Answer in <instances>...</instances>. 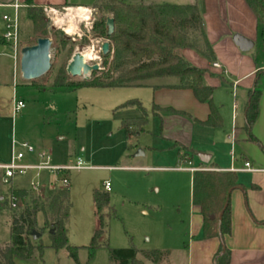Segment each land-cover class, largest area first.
<instances>
[{
  "label": "rangeland",
  "instance_id": "1",
  "mask_svg": "<svg viewBox=\"0 0 264 264\" xmlns=\"http://www.w3.org/2000/svg\"><path fill=\"white\" fill-rule=\"evenodd\" d=\"M128 4H139L135 0H123ZM148 1V0H144ZM69 4L84 5L87 19H77L73 35L66 33L67 10L78 6H55L44 10L47 19L48 38L53 40L51 49V70L36 84L44 89H34L31 83L15 74L16 64L10 59H3L0 78V118L4 121L0 131V165H9L13 156V141L17 143L16 154L21 150L19 144L28 143L35 151H49L53 164L69 166L78 158L87 169L65 173L70 182L71 212L68 222V242L71 247H78L80 264H111L109 249L120 250L135 247L139 251L161 250L172 254L168 261L161 264H187V251L192 236L193 220L201 218L192 203V174L187 171L171 169L189 168L183 163L169 143L160 137L161 121L150 116L144 131L132 129L128 132L123 122L142 117L137 107L124 108L130 101H139L142 106L150 107V93L137 87L103 89L81 88L79 90L51 91V86L59 71L65 69L73 56L80 52L93 50L97 60L89 65H100L104 70L102 45L113 44L104 35L95 33L96 23L113 19L111 14L98 7L106 0H67ZM154 3H188V0H150ZM55 10V14L50 12ZM13 16L14 10H3ZM66 14V15H65ZM65 15V16H64ZM64 19L62 24L57 17ZM20 46H34L37 36L31 31L25 10L19 13ZM107 23V22H106ZM107 33V27L105 24ZM4 35V31H0ZM2 35V36H3ZM200 41V40H198ZM198 47L206 52L202 41ZM10 50L8 49V54ZM257 65L264 66V39L259 36L258 42L249 53ZM98 73V72H95ZM93 73L90 79L93 78ZM100 73V71H99ZM71 78V82L82 83L87 80ZM218 79V77H217ZM264 86V75L261 77ZM14 97L26 104V109L14 112ZM232 97V96H231ZM240 124V120L238 121ZM220 137H223L222 134ZM249 142V141H248ZM261 153L262 149L254 144ZM237 146V151H238ZM142 151L144 154L136 156ZM183 160H189L190 153L182 148L179 152ZM221 159L229 160L228 148L221 145ZM264 154V153H263ZM10 156V160L7 158ZM186 157V158H185ZM37 163L36 156L27 155L22 164ZM149 168L146 169H126ZM56 176L47 172L36 177L35 172L26 176H17L12 186L3 183V172L0 171V197H4L10 188L30 190L33 183L42 187V195L47 196L51 189H61L62 184L55 181ZM239 179V178H238ZM240 182L248 183V176H241ZM110 183V206L114 215L108 219V210L104 215L107 223L105 240L108 247H101L94 252L88 248L92 244L99 219L96 215L94 195L97 191L105 192L104 184ZM31 191V190H30ZM42 217L39 222L42 224ZM11 242L10 211L0 209V247ZM41 242L45 249L40 257L32 260L19 259L18 264H76L69 256L67 249L56 252L46 232ZM138 260L144 264L141 255Z\"/></svg>",
  "mask_w": 264,
  "mask_h": 264
},
{
  "label": "trees",
  "instance_id": "2",
  "mask_svg": "<svg viewBox=\"0 0 264 264\" xmlns=\"http://www.w3.org/2000/svg\"><path fill=\"white\" fill-rule=\"evenodd\" d=\"M258 22L259 36L264 39V0H244ZM29 8L26 17L31 24L33 35L39 39L48 38L47 19L43 8ZM67 6V5H63ZM101 11L111 14L115 22V32L107 37L105 24L107 21L96 23L95 33L104 35L113 44L112 58L104 57V70L95 73L93 78L82 83L71 82L65 69L59 71L51 91L79 90L81 88L119 89L129 87H145L154 80L176 78L179 84L176 89L190 90L199 103L207 104L210 110L206 122L196 121L197 124L219 129L223 126V119L219 108L213 101L215 88L205 82L207 70L192 66L183 56L182 51L192 49L208 60H215L211 46L207 42L205 25L197 5L174 4H128L123 0H106L98 7ZM200 40V41H198ZM202 41L206 52L198 47ZM1 44H6L3 37ZM264 70L256 73L254 86L248 92V99L244 111V130L247 140L258 145L264 153V145L254 136L253 129L260 115L262 98L261 77ZM31 87L42 90L35 81ZM124 108L137 107L142 117L129 119L123 122L126 131L132 129L144 131L149 123L150 113L139 101H130ZM160 108L153 106L152 114L157 115ZM172 113H179L171 111ZM179 114L187 116L186 113ZM192 156L197 152L182 147ZM186 158V157H185ZM180 160L189 164L188 160ZM192 203L203 217L202 236L205 240L219 239L220 248L213 258V264H231V251L226 246L225 239L232 232L231 194L241 187L238 175L234 172L197 171L192 180ZM47 196H37L30 190H14L10 188L5 195V204L2 209L10 211L11 242L0 247V264H16L15 258L31 260L36 255L42 256L44 245L41 239L35 241L34 231L42 236L48 232L51 246L56 252L67 249L70 258L80 264L78 247L69 246L68 222L71 212L69 190L51 189ZM17 198L16 208L10 205L11 197ZM109 192L97 191L94 195L96 215L99 219V228L96 230L90 251L101 247H108L105 240L107 223L105 211L108 210V219L114 215L110 206ZM222 215V219L220 216ZM42 217L43 223L39 222ZM111 264H144L138 260L141 255L145 261L161 264L168 261L171 252L161 250L139 251L135 247L130 249H109Z\"/></svg>",
  "mask_w": 264,
  "mask_h": 264
},
{
  "label": "crops",
  "instance_id": "3",
  "mask_svg": "<svg viewBox=\"0 0 264 264\" xmlns=\"http://www.w3.org/2000/svg\"><path fill=\"white\" fill-rule=\"evenodd\" d=\"M31 1V7L44 10L63 5L84 6L69 4L67 0ZM135 1L146 5L160 4L150 2V0ZM168 4L199 7L205 25L206 39L211 46L215 60L211 62L192 49H185L182 54L192 66L208 71L205 82L215 88L213 101L219 108L223 126L219 129H211L196 123V121L206 122L208 120L209 107L207 104L199 103L192 91L174 88L179 84L176 78L150 81L145 87L137 88L150 93V116L161 121L160 137L169 143L170 149H173L179 158L182 147L195 151L197 154L211 155L208 164L201 163L196 154L195 156L190 155L188 160L191 167L171 170L190 172L192 180L197 171L231 172L232 169H245V163H250L252 168L257 170V172H236L239 180L245 175L250 178V181L249 184L239 181L241 187L231 194L232 232L226 237L225 242L231 251V264H264V154L254 147V143L248 142L247 133L243 128L248 92L254 86L256 73L264 70V66L257 65L249 57V53L253 51L259 39L257 19L244 0H188V3L184 4ZM15 5L21 7L19 13L22 10L26 13L29 8L28 0H0V31H4L2 18L7 15L3 10H14L12 6ZM236 34L254 42V48L248 53L241 52L233 42ZM2 35L0 34V39ZM6 58L12 60L8 56V47L0 42V78L2 61ZM213 63L220 64L222 70L213 68ZM261 88L263 94L260 115L254 126L253 134L264 145V86L261 85ZM153 106L160 108L157 115L152 114ZM172 110L186 113L187 116L172 113ZM3 122L0 118V131ZM221 134L223 137H220ZM14 143L13 141L12 150ZM222 143L228 148L229 160L221 159ZM237 146L239 152H236ZM7 159L10 160V156ZM54 165L60 166L59 164ZM126 169L149 170V168L132 167ZM194 209L200 213L197 207L194 206ZM196 221L197 224L195 219L193 220V228L190 231L192 239L187 251V264H213V258L221 242L217 238L203 239V217L202 219L197 218ZM19 259L21 258H15L16 264Z\"/></svg>",
  "mask_w": 264,
  "mask_h": 264
},
{
  "label": "built area",
  "instance_id": "4",
  "mask_svg": "<svg viewBox=\"0 0 264 264\" xmlns=\"http://www.w3.org/2000/svg\"><path fill=\"white\" fill-rule=\"evenodd\" d=\"M14 8V14L11 15H4L3 22H4V35L3 39L5 40L6 44L10 47V53L8 56L14 61L16 64L15 74L21 76V46H20V23H19V9L21 8L18 5L12 6ZM52 9H50V12ZM55 11V10H54ZM102 51V49H101ZM213 68L222 70V66L218 63H213ZM14 112L19 113L26 108V104L18 100L14 97ZM17 143H14L13 149V156L11 159V163L9 165H0V171L3 172V183L6 186H12V180L17 176H26L29 172H35L36 177H40V173L47 172L50 175L56 176L55 181H58L62 184V189L69 190L70 189V182L69 180L64 177L65 173L70 171H80L87 169L84 166V162L81 158H78L75 163H72L69 166H56L52 162V154L49 151H35L34 147H32L28 143H21L19 144L20 151L16 154L15 148ZM27 155L36 156L37 163L35 164H22V161L27 157ZM257 172V170L253 169L250 163H245V169L243 170H235L232 169L231 172ZM42 186L39 183H33L31 186V191L37 195H42ZM104 189L106 192L111 191L110 183L104 184ZM17 198L11 197L10 198V205L12 208H16ZM5 204V196L0 197V209L3 208Z\"/></svg>",
  "mask_w": 264,
  "mask_h": 264
},
{
  "label": "water",
  "instance_id": "5",
  "mask_svg": "<svg viewBox=\"0 0 264 264\" xmlns=\"http://www.w3.org/2000/svg\"><path fill=\"white\" fill-rule=\"evenodd\" d=\"M107 37H111L115 32L114 20L108 19L106 23ZM233 42L243 53L250 52L255 44L251 40L236 34L233 37ZM53 40L50 38L39 39L34 46L24 47L21 51V76L22 79L31 82L36 81L44 77L51 70V49ZM111 53V44L105 42L102 45V55L107 57ZM102 71L100 65H89L85 62L82 53H76L67 67V74L72 78H84L89 81L90 76ZM142 151H139L136 156L143 155ZM197 157L203 164H208L211 160V155L206 153H199ZM222 219V215L220 216ZM32 237L35 241L42 238V235L36 231L32 233Z\"/></svg>",
  "mask_w": 264,
  "mask_h": 264
},
{
  "label": "bare ground",
  "instance_id": "6",
  "mask_svg": "<svg viewBox=\"0 0 264 264\" xmlns=\"http://www.w3.org/2000/svg\"><path fill=\"white\" fill-rule=\"evenodd\" d=\"M51 12L54 14L56 13L54 10ZM87 12H88V10L86 8H82V7L77 8V9L72 8V9L67 10V15L66 14L65 15L68 18V20H67L68 23H67V28L65 31L68 35L75 34L76 24L74 23V21H76L77 19H83V17H84V19H87L86 18ZM56 22L58 24H62L64 22V19L58 16L56 18ZM82 55H83L85 62L87 64L97 60V56L93 50L84 51L82 53Z\"/></svg>",
  "mask_w": 264,
  "mask_h": 264
}]
</instances>
